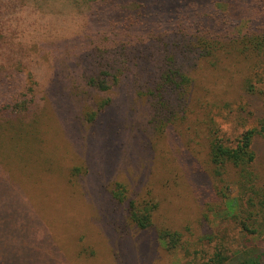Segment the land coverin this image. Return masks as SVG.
Instances as JSON below:
<instances>
[{
	"label": "trees",
	"instance_id": "1",
	"mask_svg": "<svg viewBox=\"0 0 264 264\" xmlns=\"http://www.w3.org/2000/svg\"><path fill=\"white\" fill-rule=\"evenodd\" d=\"M231 182L264 189V0H0V264H195Z\"/></svg>",
	"mask_w": 264,
	"mask_h": 264
},
{
	"label": "rangeland",
	"instance_id": "2",
	"mask_svg": "<svg viewBox=\"0 0 264 264\" xmlns=\"http://www.w3.org/2000/svg\"><path fill=\"white\" fill-rule=\"evenodd\" d=\"M74 110L76 109L74 108ZM68 127L74 126L66 123L65 128ZM74 129L77 130L78 128L74 127ZM84 130H87V128H84ZM84 130L81 132H84ZM75 140L81 141V138L76 137L72 143ZM46 184V186H51V183ZM28 193L30 194L29 198H37L33 191ZM224 195V198L217 201L212 212H210L212 231L205 246L198 254L195 264H229L230 256L228 252H222L220 263H218L216 255L221 245L224 244L223 240L229 242L235 253L243 249V254L247 252V255L264 259V189L258 197H255V201H251L241 196L238 185L231 182ZM245 205H248L255 213L254 217L252 215L249 219L245 218L249 229L242 228L240 224V221L244 218L239 207ZM66 220L73 224L75 218L73 219L72 216L67 215ZM159 257L158 264H172L173 262L174 264H186L184 254L178 249L169 252L160 248L158 259Z\"/></svg>",
	"mask_w": 264,
	"mask_h": 264
}]
</instances>
